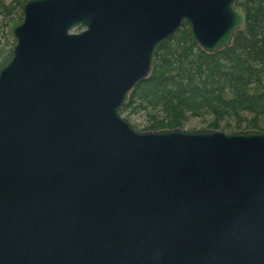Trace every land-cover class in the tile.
Returning a JSON list of instances; mask_svg holds the SVG:
<instances>
[{"label": "water", "instance_id": "water-1", "mask_svg": "<svg viewBox=\"0 0 264 264\" xmlns=\"http://www.w3.org/2000/svg\"><path fill=\"white\" fill-rule=\"evenodd\" d=\"M0 66V264H264V130H140L122 113L186 22L237 0H25ZM80 27V31L75 28Z\"/></svg>", "mask_w": 264, "mask_h": 264}, {"label": "trees", "instance_id": "trees-1", "mask_svg": "<svg viewBox=\"0 0 264 264\" xmlns=\"http://www.w3.org/2000/svg\"><path fill=\"white\" fill-rule=\"evenodd\" d=\"M24 1L0 0L3 36L6 16ZM237 4L247 13V25L235 32L230 46L214 53L202 50L184 22L161 45L151 75L132 90L122 113L150 106L154 111H147L145 130L183 127L189 116L203 111L212 115L211 128L218 129L229 117L238 129L244 123L248 129L259 128L264 117V0ZM10 55L11 49L0 45V65Z\"/></svg>", "mask_w": 264, "mask_h": 264}, {"label": "rangeland", "instance_id": "rangeland-1", "mask_svg": "<svg viewBox=\"0 0 264 264\" xmlns=\"http://www.w3.org/2000/svg\"><path fill=\"white\" fill-rule=\"evenodd\" d=\"M6 3H13L15 0H5ZM17 5V4H16ZM11 15V14H10ZM12 15H15L17 17H19L20 15L17 12V7L15 9V11L12 13ZM9 15L6 16V19ZM0 24H1V16H0ZM7 31V27L5 28ZM8 36V31H7V35L3 36V29L0 25V45L1 48L3 49H8V48H12L13 43L11 42V40L9 39ZM7 40V41H6ZM147 111H152L150 110V106H148L147 108H142V109H138L136 112H133L130 115H126L127 113H124V115L129 119V121L131 123H133L138 129L143 130V127L145 126L146 122L148 121V115H147ZM154 111V110H153ZM152 111V112H153ZM212 115L209 114L208 112H201V113H197L196 115H192L189 116L185 122V125L183 126V128H187V129H205V128H211L209 127V122L211 121ZM236 120L235 119H231L229 118H223V120L221 121V126L219 127L221 130H224L225 132H233V131H237L239 129H248L246 127H244V124H242L241 127H239V129L236 127ZM257 129H262L264 130V117L261 119L260 121V126Z\"/></svg>", "mask_w": 264, "mask_h": 264}, {"label": "flooded vegetation", "instance_id": "flooded-vegetation-1", "mask_svg": "<svg viewBox=\"0 0 264 264\" xmlns=\"http://www.w3.org/2000/svg\"><path fill=\"white\" fill-rule=\"evenodd\" d=\"M81 30V28L80 27H77V28H75V31H80ZM12 43H13V45H14V41H11ZM13 45H12V47H13ZM12 49V48H11ZM11 56V55H10ZM10 58V57H9ZM8 61V60H7ZM6 61V62H7ZM6 62H4L3 64H5ZM3 64H1L0 66H2Z\"/></svg>", "mask_w": 264, "mask_h": 264}]
</instances>
